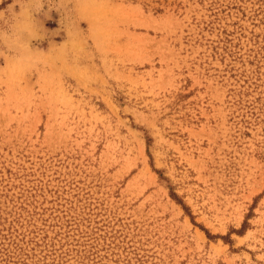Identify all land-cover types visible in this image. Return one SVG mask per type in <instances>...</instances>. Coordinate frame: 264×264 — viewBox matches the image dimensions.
Returning <instances> with one entry per match:
<instances>
[{
    "label": "rangeland",
    "instance_id": "1",
    "mask_svg": "<svg viewBox=\"0 0 264 264\" xmlns=\"http://www.w3.org/2000/svg\"><path fill=\"white\" fill-rule=\"evenodd\" d=\"M0 264H264V0H0Z\"/></svg>",
    "mask_w": 264,
    "mask_h": 264
}]
</instances>
